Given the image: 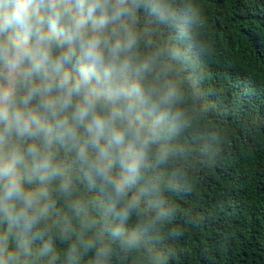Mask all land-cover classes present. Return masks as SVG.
I'll use <instances>...</instances> for the list:
<instances>
[{"label": "clouds", "instance_id": "9594fccd", "mask_svg": "<svg viewBox=\"0 0 264 264\" xmlns=\"http://www.w3.org/2000/svg\"><path fill=\"white\" fill-rule=\"evenodd\" d=\"M206 25L200 0H0V264H170L213 144Z\"/></svg>", "mask_w": 264, "mask_h": 264}, {"label": "trees", "instance_id": "16d2710c", "mask_svg": "<svg viewBox=\"0 0 264 264\" xmlns=\"http://www.w3.org/2000/svg\"><path fill=\"white\" fill-rule=\"evenodd\" d=\"M212 55L195 78L213 144L192 162L170 264H264V0H200ZM191 143V141H189Z\"/></svg>", "mask_w": 264, "mask_h": 264}]
</instances>
